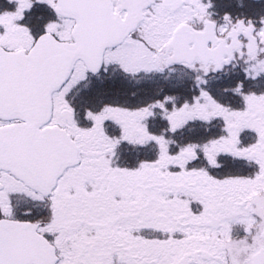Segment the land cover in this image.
Here are the masks:
<instances>
[{
  "label": "snow or ice",
  "instance_id": "snow-or-ice-1",
  "mask_svg": "<svg viewBox=\"0 0 264 264\" xmlns=\"http://www.w3.org/2000/svg\"><path fill=\"white\" fill-rule=\"evenodd\" d=\"M0 264H264V0H0Z\"/></svg>",
  "mask_w": 264,
  "mask_h": 264
}]
</instances>
